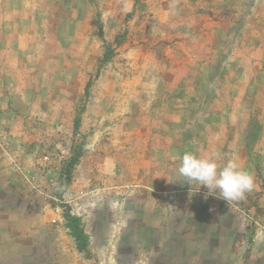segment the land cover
Wrapping results in <instances>:
<instances>
[{"label":"rangeland","instance_id":"1","mask_svg":"<svg viewBox=\"0 0 264 264\" xmlns=\"http://www.w3.org/2000/svg\"><path fill=\"white\" fill-rule=\"evenodd\" d=\"M0 264H264V0H0Z\"/></svg>","mask_w":264,"mask_h":264},{"label":"clouds","instance_id":"2","mask_svg":"<svg viewBox=\"0 0 264 264\" xmlns=\"http://www.w3.org/2000/svg\"><path fill=\"white\" fill-rule=\"evenodd\" d=\"M179 174L189 183L195 181L208 189L209 195H216L227 203L241 201L246 193L254 189V177L243 170L235 160L218 165L217 157L201 158L194 153L183 154ZM218 193V194H217Z\"/></svg>","mask_w":264,"mask_h":264},{"label":"trees","instance_id":"3","mask_svg":"<svg viewBox=\"0 0 264 264\" xmlns=\"http://www.w3.org/2000/svg\"><path fill=\"white\" fill-rule=\"evenodd\" d=\"M67 220H68V227L72 231V234L74 237L78 240V243L80 245V249H82L83 244V239H82V231L78 227V218L72 217L69 214L67 215Z\"/></svg>","mask_w":264,"mask_h":264}]
</instances>
